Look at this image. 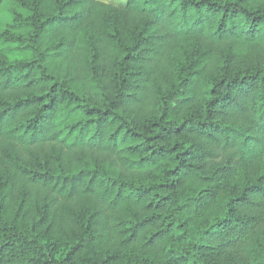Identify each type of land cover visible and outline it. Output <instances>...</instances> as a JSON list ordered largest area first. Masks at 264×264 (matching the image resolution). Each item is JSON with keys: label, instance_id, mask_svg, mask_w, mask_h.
<instances>
[{"label": "trees", "instance_id": "16d2710c", "mask_svg": "<svg viewBox=\"0 0 264 264\" xmlns=\"http://www.w3.org/2000/svg\"><path fill=\"white\" fill-rule=\"evenodd\" d=\"M0 264H264V0H0Z\"/></svg>", "mask_w": 264, "mask_h": 264}, {"label": "rangeland", "instance_id": "374dc122", "mask_svg": "<svg viewBox=\"0 0 264 264\" xmlns=\"http://www.w3.org/2000/svg\"><path fill=\"white\" fill-rule=\"evenodd\" d=\"M101 1L106 2V3H112L115 5H124L127 0H101Z\"/></svg>", "mask_w": 264, "mask_h": 264}]
</instances>
